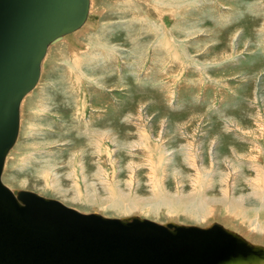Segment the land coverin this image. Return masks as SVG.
<instances>
[{
	"label": "rangeland",
	"instance_id": "374dc122",
	"mask_svg": "<svg viewBox=\"0 0 264 264\" xmlns=\"http://www.w3.org/2000/svg\"><path fill=\"white\" fill-rule=\"evenodd\" d=\"M90 6L22 102L5 186L264 246V0Z\"/></svg>",
	"mask_w": 264,
	"mask_h": 264
},
{
	"label": "water",
	"instance_id": "95a60500",
	"mask_svg": "<svg viewBox=\"0 0 264 264\" xmlns=\"http://www.w3.org/2000/svg\"><path fill=\"white\" fill-rule=\"evenodd\" d=\"M88 0H0V178L20 104L48 45L78 29ZM0 264H264V247L208 228L83 214L0 179Z\"/></svg>",
	"mask_w": 264,
	"mask_h": 264
},
{
	"label": "bare ground",
	"instance_id": "6f19581e",
	"mask_svg": "<svg viewBox=\"0 0 264 264\" xmlns=\"http://www.w3.org/2000/svg\"><path fill=\"white\" fill-rule=\"evenodd\" d=\"M88 1H89V3H88V10H87V17L85 18V20H84L83 24L81 25V27H79V28L76 29V30H73L72 32H69V33H67V34H64L63 36H61V38H60L59 40H56V41L50 43V44L48 45L47 52H48V49H49V47H50L51 45L56 44L57 42L61 41L65 36H68L69 34L75 32V31L79 30L80 28H82L83 26H85V24L87 23V20H88V18H89L88 16H89V14H90V9H91V6H90V0H88ZM92 5H93V4H92ZM47 52H46L44 58H43L42 61H41V66H42V63H43V61H44L46 55H47ZM73 67H75V66H73ZM40 77H41V68H40L39 79H38L36 85L33 87V89L36 88L37 84L39 83ZM33 89H31L29 92L26 93V95L24 96L23 100L25 99V97H26L30 92L33 91ZM23 100L21 101V104H20V110H21V105H22ZM19 130H20V120H19L18 133H17V137H16V139H15V142H14V144L12 145V147L9 149V151H8L6 157H5V160H4V164H3V167H2V174H1V178H0L2 183H3V181H2V175H3V172H4V168H5L6 160H7V157H8V155H9V153L11 152V150L13 149V147L15 146V144H16V142H17V139H18V136H19ZM3 184H4V183H3ZM4 185H5V184H4ZM12 192H13V191H12ZM17 192H20V191H17ZM13 193H14V192H13ZM97 215H99V214H97ZM128 218H129V217H128ZM122 219H124V218H122ZM158 224H159V223H158ZM218 224H219V223H218ZM263 224H264V223H263ZM160 225H162V224H160ZM164 225H165V224H164ZM221 226H223V225H221ZM259 226H260V225H259ZM263 226H264V225H263ZM223 227L226 228L227 230H229V231L234 232V233L237 234L236 231H232L231 229H229V228H227V227H225V226H223ZM255 228L257 229L256 226H255ZM238 234H239V233H238ZM242 237H243V236H242ZM243 238H244V237H243ZM244 239L247 240L248 242H250L248 239H246V238H244ZM250 243H251L252 245H255V244H253L252 242H250ZM255 246H262V245H255ZM263 247H264V246H263Z\"/></svg>",
	"mask_w": 264,
	"mask_h": 264
},
{
	"label": "crops",
	"instance_id": "0c3cea01",
	"mask_svg": "<svg viewBox=\"0 0 264 264\" xmlns=\"http://www.w3.org/2000/svg\"><path fill=\"white\" fill-rule=\"evenodd\" d=\"M233 215H234V213H233ZM239 216H242V215L240 214ZM244 216H246V214H244ZM255 216H256V218L258 217L257 214H256ZM257 219H258V218H257Z\"/></svg>",
	"mask_w": 264,
	"mask_h": 264
}]
</instances>
